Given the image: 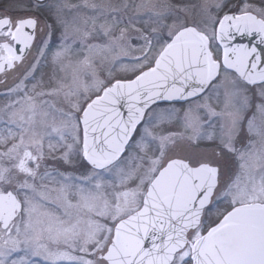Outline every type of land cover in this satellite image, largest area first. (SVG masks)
I'll use <instances>...</instances> for the list:
<instances>
[{"label":"snow or ice","instance_id":"obj_1","mask_svg":"<svg viewBox=\"0 0 264 264\" xmlns=\"http://www.w3.org/2000/svg\"><path fill=\"white\" fill-rule=\"evenodd\" d=\"M85 6L99 11L83 27L60 21L51 85L21 87L45 41L0 114V264H264V0L222 16L205 3L199 21L162 0ZM105 8L134 14L120 27ZM36 27L0 16V72ZM133 32L143 44L129 65ZM165 119L180 130L157 133ZM203 140L211 158L177 151ZM56 150L80 168H42Z\"/></svg>","mask_w":264,"mask_h":264},{"label":"rangeland","instance_id":"obj_2","mask_svg":"<svg viewBox=\"0 0 264 264\" xmlns=\"http://www.w3.org/2000/svg\"><path fill=\"white\" fill-rule=\"evenodd\" d=\"M25 1L26 0H9L8 7L10 8L17 7V2H21L22 7H25V5H27ZM86 2L88 4L95 3L97 5H100L101 8H103L105 4L110 2L114 7L123 9V5L125 3L131 4L133 0H48L44 8L52 9L53 12V13L51 12L52 16L49 14L48 11L46 12V14L49 15V19L53 18L52 20L54 21V27L52 28V30L54 29L55 32L53 31L52 33H54V36L57 35L55 37L53 53L51 55L52 58H53V54L58 50L62 38V33L64 32V25L60 23L61 20L68 22V30L69 33L71 34L73 22H75L76 26L83 27L82 22L85 17H90L98 13L99 9L93 10L91 7H86L85 6ZM135 2L138 3L139 0H135ZM162 2L171 3L172 5L177 6L173 9L174 11L183 9L182 11H180V15L183 17H187L189 21L192 20L199 21L203 18L202 6L205 3L214 5L215 3L220 2L225 5L226 3L231 2L232 3L230 6L231 8L225 9V7H223L220 10L219 14L222 16L224 13L233 10L234 3L236 4L235 7L236 10L234 9L235 11L233 12L239 13L240 6H243L245 3L259 6L261 0H162ZM13 3H15V6L13 5ZM104 11L106 15H115L120 17L123 21L120 27H123L125 24H128V17L134 14L131 10L127 12L124 11L112 12L111 9L105 8ZM41 21H42L41 25L43 28L41 27L39 33L42 35L43 33L47 32V30H50V25L47 20L42 19ZM100 22H103V17L100 18ZM168 22L170 23L171 19H169ZM90 23L91 21L89 20V24ZM134 26L136 28H140L142 32L145 31L147 34H150L151 29L156 27L155 24H134ZM137 35H138L137 33L133 32L132 38L130 40L131 47L128 50L129 55L127 57H122L123 61L125 63H128L129 65L132 63L133 57L138 54L139 45L143 44V40L137 39ZM48 67L49 70L46 69L43 72L42 76L40 77V80H38L39 83H41V78H50L54 74L55 76L59 74V67L56 63L52 62V64H50ZM117 74L120 76L124 75V73L122 72H118ZM37 88L38 89L36 93L44 90L43 88L40 87ZM27 92L29 95H31V92L29 90H27ZM12 98H13V94L7 96L5 101L6 105H8V102H10ZM211 103L213 104V106H215V101H211ZM172 106L173 105L167 107H159L157 111L163 113L165 111L171 110ZM184 107L186 108L187 105H185ZM179 130L180 128L175 122V120L169 122L167 119H165L163 121L157 120L156 122L155 131L157 133L167 134L168 132H175ZM210 142L211 141L209 140H203L197 143L183 141L178 145L177 151L182 155H189L195 152V153H200L207 158H211L213 155V149L216 147V145L211 146L209 145ZM51 153L52 152L46 153V159L42 165V168H47L49 171H51V168H53V165L55 164L54 169L58 168L63 170L62 166L65 165V162L61 159V152H57L56 154L55 153L51 154ZM76 162H77L76 158L73 157L71 165ZM70 174L76 175L78 174V172H71Z\"/></svg>","mask_w":264,"mask_h":264},{"label":"flooded vegetation","instance_id":"obj_3","mask_svg":"<svg viewBox=\"0 0 264 264\" xmlns=\"http://www.w3.org/2000/svg\"><path fill=\"white\" fill-rule=\"evenodd\" d=\"M8 2L9 0H0V16H11L13 20H16L18 18H28L32 17L35 18L37 21V27L35 29V39L33 42V45L26 50L25 54L22 56V61L17 62V66L15 69L12 70H6L4 72H0V114H2L3 109L6 106V98L8 95L13 94V98L8 104L12 103L16 99H19L20 96L23 95V92L17 93V92H10V89L16 88L17 84L20 83L22 79H24L23 74L27 69H29L33 64H36V60L39 57V49L44 47V42L45 41H50L51 43V48L45 49L47 52V58H40L39 63L36 65V71L34 73L35 78H29V80H25L24 84L21 85L22 88H25V90H29L31 92V95H34L37 91V87L43 88L44 90L47 89L51 83L53 82V78L55 77V74L52 75L50 78H41V83L38 82L40 80V77L42 76L43 72L48 69L49 70V65L52 64L53 58H52V53H53V48H54V42H55V37L53 31L55 30L52 28L54 27V21L52 19H49V15L46 14L48 11L49 14L52 16L51 12L52 9H47L44 8L45 4L48 2V0H43V1H37V0H26L25 7H22L21 2H17V7L10 8L8 7ZM15 2V1H14ZM231 2L225 4V9L231 8ZM15 6V3H13ZM236 4H233V10L227 13H232L235 11ZM235 9V10H234ZM53 13V12H52ZM234 13V12H233ZM225 14V13H224ZM47 20L49 25H50V30H47V32L43 33L42 35L39 33L41 30V20ZM53 24V25H52ZM43 28V27H42ZM27 31H31L30 29H26ZM144 35H148L145 31H143ZM19 54V53H18ZM179 103H176V107H179ZM171 103H160V107H167L171 106ZM186 105V104H185ZM184 105V106H185ZM2 127V125H0ZM211 146H215L214 143L210 142ZM238 147L240 146L239 144L237 145ZM60 152L59 150H56L52 153H57ZM51 153V154H52ZM59 158V157H57ZM77 162L71 164H66L62 166L63 169L68 168V169H73V168H80L81 165V158L80 157H75ZM56 160V159H55ZM55 165V164H54ZM54 165L51 170H54Z\"/></svg>","mask_w":264,"mask_h":264},{"label":"water","instance_id":"obj_4","mask_svg":"<svg viewBox=\"0 0 264 264\" xmlns=\"http://www.w3.org/2000/svg\"><path fill=\"white\" fill-rule=\"evenodd\" d=\"M37 1H43V0H37ZM255 41L254 40H251L249 38H244V39H241L239 37H237V39L235 41H233V43H245V44H251V43H254Z\"/></svg>","mask_w":264,"mask_h":264}]
</instances>
